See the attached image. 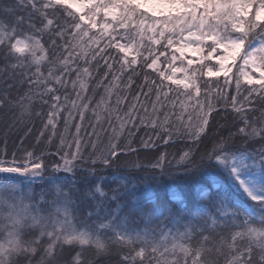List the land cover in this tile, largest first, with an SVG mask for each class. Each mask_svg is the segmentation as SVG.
I'll return each instance as SVG.
<instances>
[{"label": "trees", "instance_id": "obj_1", "mask_svg": "<svg viewBox=\"0 0 264 264\" xmlns=\"http://www.w3.org/2000/svg\"><path fill=\"white\" fill-rule=\"evenodd\" d=\"M113 1L88 8L91 24L49 0H0V25L38 37L46 54L34 63L0 43V161L35 159L43 168L40 182L0 186V245L18 247L2 264H121L122 231L144 222L158 245L188 229L186 241L222 259L239 250L256 259L258 242L249 246L236 233L264 227V206L240 190L228 163L246 155L247 169L264 180V82L243 83L239 64L227 77L208 78L205 62L190 67L191 87L183 89L150 64L184 63L172 47L188 26L209 28L205 17L245 48L264 39V19L254 15L264 0H246L251 9L239 31L235 0H203L201 7L185 0L181 13L159 17L117 0L112 21L103 11ZM124 41L133 43L134 58L117 47ZM21 210L20 222L9 219ZM221 216L224 222L210 224ZM61 221L65 233L88 232L92 241L55 239ZM126 244L148 258V245Z\"/></svg>", "mask_w": 264, "mask_h": 264}, {"label": "rangeland", "instance_id": "obj_2", "mask_svg": "<svg viewBox=\"0 0 264 264\" xmlns=\"http://www.w3.org/2000/svg\"><path fill=\"white\" fill-rule=\"evenodd\" d=\"M54 3H59L68 6L73 10L85 23H94V18L90 14H87L89 7H92L97 0H49ZM183 1L185 0H128L132 5H136L139 10L146 12L154 17L162 15H169L175 13H181L184 10ZM189 3L201 7L203 0H186ZM216 1V0H215ZM237 20L233 26L236 30H241L242 20L246 17L251 9L249 1L235 0ZM228 6V2L218 4L217 9L211 13L216 15L217 10L225 9ZM197 12V11H196ZM106 18L116 21L119 14L118 2L114 0L113 3L108 5L104 11ZM198 14H202L198 11ZM254 15L256 21L260 22L264 19V3L259 2L254 9ZM215 17L209 19L205 17V23L209 24V28H205L203 22L199 23L198 30L195 26H188L187 33L173 45V50L179 58L183 59L184 63L175 64V58H173L172 66L161 67V63L158 58H155L150 64V68L156 71L162 78L173 85L179 86L183 89H189L191 87L190 67L196 64H203L208 62L209 64L205 68V76L208 78H215L218 76L227 77L235 69V66L239 64V77L243 83L248 86L259 85L264 82V39H259L257 42L249 45L247 48L244 46V42L239 37H227L221 30L217 29L214 21ZM204 20V19H203ZM125 23L124 21L121 24ZM202 32V36L199 34ZM9 42L12 45V49L15 54L27 55L34 63H40L46 59V54L43 46L39 42L38 37L30 35H20L15 30H7L4 26L0 25V43ZM210 45L209 48L208 45ZM117 47L121 52L129 57L134 58V46L129 42H118ZM197 93V91H196ZM236 102L239 106L240 102ZM144 119L143 117H140ZM123 119H127L126 117ZM122 123L121 128L123 127ZM248 157L246 155H235L228 163L229 170L232 173L233 178L236 180L240 190L250 198L251 200L261 203L264 206V180L259 170L250 172L248 164H246ZM252 166L258 167V164L252 163ZM58 171L65 172V169L59 167ZM43 168L38 160L27 161H0V186L10 185L14 180H22L27 183H37L42 180ZM219 208V207H218ZM25 213L22 210L18 215L12 219L13 222H20L24 218ZM227 215L230 213L227 212ZM250 216V214H249ZM248 214L244 216V219H248ZM71 217L69 214L65 215V219ZM44 218L38 215L39 220ZM211 225H214L216 221L224 222L225 219L220 218L211 219ZM64 222L61 221L57 225L56 236H64L63 239L68 242L79 241L82 244H86L92 241L89 233L76 231L73 228L66 233L63 231ZM97 227V224H96ZM101 228V227H100ZM99 228V229H100ZM235 232H238L237 230ZM188 229L183 231L180 236L172 235L170 237L169 244L158 245L153 240V229L149 222H144L143 226H140L137 230L122 231L121 237L125 239V246L120 252L121 264H264V227L257 230L249 228L240 229L236 235H240L245 241H248L249 246L252 242H258V255L256 259L250 260L249 256L243 257L244 251L239 250L234 257L228 256V259H222L221 256L211 254L208 250H205L202 244L197 243V246L190 244L186 241ZM131 238L137 239L141 245L149 246L148 258H143V249L138 252L130 253V245L127 247L126 242ZM97 242V240H96ZM154 242V243H153ZM55 241L47 247V258L50 260L53 253V244ZM139 244V245H140ZM199 244V245H198ZM142 247V246H141ZM161 247V249H160ZM16 241H13L6 245H0V264L7 261L5 257L10 253L17 250ZM235 248L234 246H228V254ZM160 250V257L158 255ZM4 256V257H3ZM155 256V257H154ZM3 257V259H2ZM251 258V257H250ZM2 259V260H1ZM90 262V261H87ZM58 264V263H54ZM88 264V263H86Z\"/></svg>", "mask_w": 264, "mask_h": 264}]
</instances>
